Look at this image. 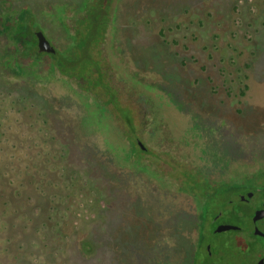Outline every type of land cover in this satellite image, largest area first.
Wrapping results in <instances>:
<instances>
[{
  "label": "rangeland",
  "instance_id": "rangeland-1",
  "mask_svg": "<svg viewBox=\"0 0 264 264\" xmlns=\"http://www.w3.org/2000/svg\"><path fill=\"white\" fill-rule=\"evenodd\" d=\"M143 1L133 0L141 7L147 0ZM177 1L179 6L174 0H148L149 23L164 41L149 39L132 47L138 68L134 70L130 60L124 67L116 60L111 64L143 77L139 88L145 94L153 93L165 124L176 133L195 128L202 136L218 140L219 133L207 125L220 119L202 112L224 113V139L218 145H222L223 161L236 167L240 161H249L247 156L251 157L255 146H264V79L259 80L264 76V19H251L250 0H242L238 14L232 10L233 0H222L206 17L202 4ZM10 6H17L16 0H0V14ZM159 7L162 14L157 12ZM172 10L175 15L168 13ZM138 17L136 10L131 22L138 23ZM242 26L244 31L239 29ZM5 43L0 36V210L5 204L25 206L14 214L0 215V257L1 246L8 244L9 253L18 257L12 264H93V255L84 254L79 243L88 239L96 246L91 238L95 222L115 214L110 202L118 193L130 202L128 230L115 234L116 252L125 256L124 264H181L194 229L191 222L179 218L173 195L159 186L156 190L157 185L154 190L149 188L148 175L129 159L125 141L108 119L94 126L81 117L85 107L77 96L58 85L47 93L46 84L40 81L43 65L39 68L8 57ZM212 45H216L213 50ZM257 45L260 53L251 60V67L246 56ZM232 48L238 49L236 53ZM208 54L228 71L227 87L238 86L235 78L242 61L255 72L259 81H254L252 98L241 114L234 101L232 109L221 108L213 97L191 86L192 82L194 87L207 85ZM157 74L164 81L155 79ZM151 182L156 184V179ZM6 260L2 264H9ZM103 261L108 264L106 256Z\"/></svg>",
  "mask_w": 264,
  "mask_h": 264
},
{
  "label": "flooded vegetation",
  "instance_id": "flooded-vegetation-1",
  "mask_svg": "<svg viewBox=\"0 0 264 264\" xmlns=\"http://www.w3.org/2000/svg\"><path fill=\"white\" fill-rule=\"evenodd\" d=\"M192 1L204 6V17L212 15L215 3L222 2L186 0V3ZM250 1L251 19L258 16L264 19V0ZM147 2L141 7L133 0H16L17 6H10L0 14V36L8 44V57L38 64L39 68L43 65L40 81L46 84L47 93L58 85L57 88L77 96L80 106L85 107L81 117L94 126L103 118L108 119L117 136L125 141L129 159L148 175L152 185L149 188L154 190L157 185L156 190L160 187L173 195L179 218L191 222L194 229L190 248L182 253L183 258L178 255L181 264H264V146H255L257 150L247 156L248 162L229 166L227 160L223 161L222 145L219 146L227 120L224 113L201 111L202 115L220 119L207 125L208 130L219 133L218 140L215 136H202L195 128L176 133L165 124L153 93L145 94L139 88L145 82L143 77L131 76L129 70L125 73L111 64L116 60L124 67L130 60L135 70L138 64L132 60V47H140L149 39L156 43L164 41L153 33ZM241 2L233 0L232 10L237 14ZM136 10L140 13L138 23L131 22ZM162 10L159 7L157 12ZM168 13L175 15L174 10ZM232 22L227 20L229 25ZM37 32L44 35L53 51L39 50ZM210 47L213 50L216 45ZM258 47H251L246 56L251 67V60L260 53ZM214 57L205 56L207 85L194 87L192 82L191 86L204 96L213 97L221 108L232 109L234 101L240 107L235 110L241 114L252 98L254 81L263 80L264 76L255 79V72L248 70L250 64L242 61L235 78L238 86L227 87L228 71L216 65ZM176 74L179 72H172ZM155 77L164 81L159 74ZM151 178L156 179V184ZM121 196L117 193L111 202L108 199L115 214L95 222L91 237L96 243L92 246L93 264H105L104 256L108 264L125 263V256L116 252L115 242V234L128 230L130 220V202Z\"/></svg>",
  "mask_w": 264,
  "mask_h": 264
},
{
  "label": "trees",
  "instance_id": "trees-1",
  "mask_svg": "<svg viewBox=\"0 0 264 264\" xmlns=\"http://www.w3.org/2000/svg\"><path fill=\"white\" fill-rule=\"evenodd\" d=\"M14 195V194H12ZM25 205H19V204H16V203H12L11 205L9 204H5L4 205V208L1 207L2 209L0 210V215H4L5 213H8V212H12L13 214L15 212H17L18 210L21 211V208H24ZM20 208V209H19ZM38 231V230H37ZM9 240L12 239V237L8 238ZM7 239V241H8ZM92 241L91 240H88V239H84L82 240L80 243H79V249L84 253V254H88L89 255H92V246L93 244L91 243ZM3 249L1 250L3 252L2 256L0 257V264L3 263L5 256L7 257L8 260L7 263L9 264H12L16 259H18L17 255L15 254H12V253H9V248H8V244L1 246ZM7 253V254H5ZM5 254V255H4ZM13 256V257H12ZM9 257V258H8ZM12 262V263H11Z\"/></svg>",
  "mask_w": 264,
  "mask_h": 264
},
{
  "label": "water",
  "instance_id": "water-1",
  "mask_svg": "<svg viewBox=\"0 0 264 264\" xmlns=\"http://www.w3.org/2000/svg\"><path fill=\"white\" fill-rule=\"evenodd\" d=\"M37 37H38V47L40 51L50 52L54 50L41 32H37Z\"/></svg>",
  "mask_w": 264,
  "mask_h": 264
}]
</instances>
